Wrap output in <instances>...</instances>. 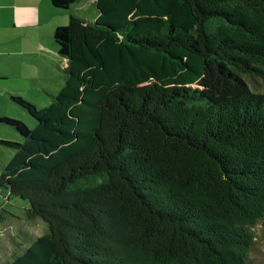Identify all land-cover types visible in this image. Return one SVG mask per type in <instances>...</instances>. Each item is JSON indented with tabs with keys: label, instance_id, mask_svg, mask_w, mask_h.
Segmentation results:
<instances>
[{
	"label": "trees",
	"instance_id": "1",
	"mask_svg": "<svg viewBox=\"0 0 264 264\" xmlns=\"http://www.w3.org/2000/svg\"><path fill=\"white\" fill-rule=\"evenodd\" d=\"M67 9L77 0H49ZM0 173L47 231L7 264H252L264 233V0H96ZM17 141V142H16Z\"/></svg>",
	"mask_w": 264,
	"mask_h": 264
},
{
	"label": "rangeland",
	"instance_id": "2",
	"mask_svg": "<svg viewBox=\"0 0 264 264\" xmlns=\"http://www.w3.org/2000/svg\"><path fill=\"white\" fill-rule=\"evenodd\" d=\"M90 0H77L68 6V9L72 15H81L88 18L90 14V7H87ZM87 7V10L85 8ZM17 59L18 57H12ZM61 57L58 53L43 54L32 57V66L25 67L20 66L19 69L15 68L14 62L11 63L10 68L2 66V63L7 65L8 56L0 54V71L7 69L6 71L10 75V78L5 77L6 81L0 84V118L6 117L10 119H17L22 121L25 125H30L34 122L29 114L22 108L11 101V96H19L26 103L34 106L37 111L46 108L52 96L56 95L61 86L64 84L65 69L62 66ZM19 73L20 78H15L14 74ZM2 78V77H0ZM28 80L29 82H26ZM30 82H35L38 91L34 92L24 85H28ZM250 87L254 91H264V82L258 80V82H249ZM20 86V87H19ZM46 92L49 93L46 94ZM54 93V94H53ZM31 95V96H30ZM40 95V97H39ZM42 99V100H41ZM43 101V102H42ZM0 138L9 141H15L19 139L18 135L13 131L11 127L0 126ZM17 142V141H16ZM13 155L12 149L8 147L0 146V173L4 166L9 162ZM27 207V202L18 198H8L6 190L0 188V220H2L3 226L7 229V234H10V238L0 239V264H6L12 261L15 257L22 254L28 247L27 236L30 238L34 236H41L47 231L46 224L39 218L29 220L24 215V209ZM256 241L250 258L252 264H264V233L260 227L255 229ZM5 251L9 252L5 255Z\"/></svg>",
	"mask_w": 264,
	"mask_h": 264
},
{
	"label": "crops",
	"instance_id": "3",
	"mask_svg": "<svg viewBox=\"0 0 264 264\" xmlns=\"http://www.w3.org/2000/svg\"><path fill=\"white\" fill-rule=\"evenodd\" d=\"M95 2L96 0L89 1L87 7H90V14H88V18L81 15H78V17L94 21L96 18ZM87 7L85 10H87ZM70 11L68 8L64 10L53 7L49 0H0V54L9 58L5 62L7 65L5 66L2 63V66L10 68L11 63L17 61L14 62L15 68L19 69L23 65L29 67L32 66L33 56L57 54V45L53 39V33L57 27L67 25L69 17L72 15ZM12 57L18 58L13 59ZM61 61L65 69L67 64L64 59H61ZM6 70L4 68L0 71V77H2L0 78V84L6 81L5 77L10 78V75H12ZM14 77L18 79L20 74L16 73ZM26 82L29 81L26 80ZM24 87L34 92L38 91L35 82H30ZM20 119L23 121L22 118ZM1 221L0 239L5 238L8 247L7 241L10 234H7V229ZM8 254L9 252L5 251V255Z\"/></svg>",
	"mask_w": 264,
	"mask_h": 264
}]
</instances>
